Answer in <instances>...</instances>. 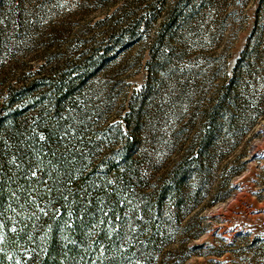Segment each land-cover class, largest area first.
<instances>
[{
  "label": "rangeland",
  "instance_id": "obj_1",
  "mask_svg": "<svg viewBox=\"0 0 264 264\" xmlns=\"http://www.w3.org/2000/svg\"><path fill=\"white\" fill-rule=\"evenodd\" d=\"M74 69L65 76L73 95L58 115L42 116V94L61 79L64 94ZM35 81L10 106L25 145L54 159L62 188L91 184L92 218H107L125 252L137 234L131 189L123 214L110 218L92 182L103 158L137 143L151 160L140 164L147 190L200 157L187 183L193 203L157 255L134 264H264V0H0V105ZM83 218L69 212L63 229ZM34 256L28 248L10 260Z\"/></svg>",
  "mask_w": 264,
  "mask_h": 264
},
{
  "label": "trees",
  "instance_id": "obj_2",
  "mask_svg": "<svg viewBox=\"0 0 264 264\" xmlns=\"http://www.w3.org/2000/svg\"><path fill=\"white\" fill-rule=\"evenodd\" d=\"M76 70H67L64 74V90H67L64 94L62 79L52 87L51 96L42 94L44 98L36 104L40 105L45 99L49 102L43 108L42 116L54 117L60 113L63 101L73 95L75 88L65 76H71ZM37 83L39 81L29 87L13 90L0 105L1 264H12L11 256L28 248L35 253L31 264H134V257L135 263H148L157 255L160 244L170 237L177 218L194 201L187 183L192 173L191 167L202 169L200 157L192 161L184 159L166 178L160 180L158 187L147 190L144 186L149 183L140 179V164L151 160L137 143L125 144L122 149L111 151L103 158L92 182H101L104 191L99 201H103L101 207L110 218L123 214L121 197L127 187L131 189L128 197L135 209L128 222L134 219L137 234L132 242L133 247L129 246L130 250L125 252L123 236H109L107 218L98 221L92 218L93 206L98 205V200L88 203L84 199L91 184L81 186L71 181L76 185L74 191L62 188L57 181L58 172L52 169L54 159L36 157L30 145H25L19 113L10 106L18 96H29ZM97 147L94 144L91 152ZM64 155L68 161L75 157L66 150ZM77 164L69 167V177L80 170L81 164ZM34 169L39 172L36 176H32ZM111 179L114 185L109 187L108 181ZM52 205L59 206L60 215L54 214L50 208ZM82 210L84 218L77 220L74 228L63 229L66 214ZM90 230L95 233H90Z\"/></svg>",
  "mask_w": 264,
  "mask_h": 264
},
{
  "label": "snow or ice",
  "instance_id": "obj_3",
  "mask_svg": "<svg viewBox=\"0 0 264 264\" xmlns=\"http://www.w3.org/2000/svg\"><path fill=\"white\" fill-rule=\"evenodd\" d=\"M33 175H35V173H33Z\"/></svg>",
  "mask_w": 264,
  "mask_h": 264
}]
</instances>
